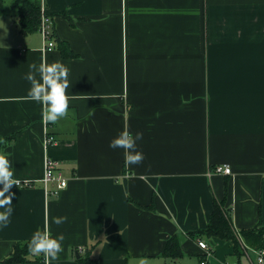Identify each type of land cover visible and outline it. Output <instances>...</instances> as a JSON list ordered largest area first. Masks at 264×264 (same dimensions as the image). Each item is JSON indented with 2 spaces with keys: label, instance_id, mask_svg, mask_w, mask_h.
I'll use <instances>...</instances> for the list:
<instances>
[{
  "label": "crops",
  "instance_id": "obj_1",
  "mask_svg": "<svg viewBox=\"0 0 264 264\" xmlns=\"http://www.w3.org/2000/svg\"><path fill=\"white\" fill-rule=\"evenodd\" d=\"M44 2L50 50L39 27L20 32L11 0V17L0 7V152L32 182L10 188L0 261L45 228L64 235L58 259L18 264H80L90 248L99 264H248L245 245L255 259L242 231L264 229V0ZM55 61L70 70L69 110L49 122L23 76ZM46 130L56 138L47 148ZM123 130L143 133L138 164L109 147ZM47 155L67 179L51 195ZM215 203L231 215L234 241L205 234ZM173 236L178 258L164 256Z\"/></svg>",
  "mask_w": 264,
  "mask_h": 264
},
{
  "label": "clouds",
  "instance_id": "obj_2",
  "mask_svg": "<svg viewBox=\"0 0 264 264\" xmlns=\"http://www.w3.org/2000/svg\"><path fill=\"white\" fill-rule=\"evenodd\" d=\"M2 29V28H0ZM7 35V32H4ZM68 67L62 62L55 61L51 64L41 62L39 65L29 64V71L23 78L30 82L27 97L42 106V119L55 122L64 117L69 110ZM143 133H132L128 130L121 131L110 140L109 147L124 150L125 160L129 164H138L143 160V153L138 150L137 141L141 140ZM20 181L14 176V167L8 158V154L0 152V229L7 227L10 217L13 215L12 198L15 193L10 191L13 185H19ZM56 224L62 223L67 217H53ZM63 233L52 237L47 228L33 232L28 242L29 254L43 253L45 260L58 259L63 251Z\"/></svg>",
  "mask_w": 264,
  "mask_h": 264
},
{
  "label": "trees",
  "instance_id": "obj_3",
  "mask_svg": "<svg viewBox=\"0 0 264 264\" xmlns=\"http://www.w3.org/2000/svg\"><path fill=\"white\" fill-rule=\"evenodd\" d=\"M3 1L0 0V7L3 8ZM15 17L18 19L20 32L28 35L33 33L40 24V8L38 0H11ZM205 234L210 237H220L225 240H235V231L232 228L231 215L222 206L215 203L209 224L204 229ZM245 239L255 246L264 247V229H244L242 231ZM17 243L10 256L0 261V264H18L27 260L31 255L28 252V242ZM164 256L178 258L182 255L177 236H173L165 245ZM33 255V254H32ZM80 264H99L92 256V248L88 249L84 256L78 258Z\"/></svg>",
  "mask_w": 264,
  "mask_h": 264
},
{
  "label": "built area",
  "instance_id": "obj_4",
  "mask_svg": "<svg viewBox=\"0 0 264 264\" xmlns=\"http://www.w3.org/2000/svg\"><path fill=\"white\" fill-rule=\"evenodd\" d=\"M42 2V7H41V20H40V25H39V32L42 34L43 38V46L45 49L50 50V48L54 47V40H53V31H52V21L50 17H47L45 13V2L44 0H40ZM46 136H45V141L44 145L45 148H47L50 145H53V143L56 142L55 135L50 133L49 131L46 130ZM45 170H44V182L45 184H55V189L53 192H48L49 195L54 194V193H59L61 189L65 188L67 186V179L61 174V172L58 171L60 162L55 159L54 157L52 158L51 156L47 155L45 157ZM214 171L220 174L224 175H230L233 173L231 166L228 164H219L216 165L214 168ZM20 181V180H19ZM16 187L20 188H25V187H31L32 182L30 181H20L19 185H15ZM51 191V190H49ZM197 245L199 246L200 249H202L203 257L209 255L212 253V247L208 245L203 239L197 240ZM244 249V256L246 255L248 264H264V247H259V248H253L251 251L254 252L255 259L250 258L248 251L250 250L249 246L245 245ZM201 264H206V259H201ZM232 264H241L240 261L234 262Z\"/></svg>",
  "mask_w": 264,
  "mask_h": 264
},
{
  "label": "rangeland",
  "instance_id": "obj_5",
  "mask_svg": "<svg viewBox=\"0 0 264 264\" xmlns=\"http://www.w3.org/2000/svg\"><path fill=\"white\" fill-rule=\"evenodd\" d=\"M4 8H6V10L8 11V16L11 17V14H12V8H11V3H10V0H4ZM14 17V15H13ZM13 19V22L16 21L15 18H12ZM247 260V259H246Z\"/></svg>",
  "mask_w": 264,
  "mask_h": 264
},
{
  "label": "water",
  "instance_id": "obj_6",
  "mask_svg": "<svg viewBox=\"0 0 264 264\" xmlns=\"http://www.w3.org/2000/svg\"><path fill=\"white\" fill-rule=\"evenodd\" d=\"M77 258H79V255L77 254Z\"/></svg>",
  "mask_w": 264,
  "mask_h": 264
}]
</instances>
